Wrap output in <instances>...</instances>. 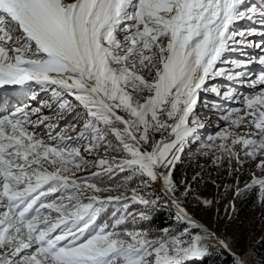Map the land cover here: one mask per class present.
<instances>
[{"label": "snow or ice", "instance_id": "snow-or-ice-1", "mask_svg": "<svg viewBox=\"0 0 264 264\" xmlns=\"http://www.w3.org/2000/svg\"><path fill=\"white\" fill-rule=\"evenodd\" d=\"M245 20L252 26L239 28ZM234 52L242 58H228ZM253 63L264 66V0H0V94L19 90L38 102L13 106L0 95V264H187L209 254L202 243L209 237L227 249L175 198L171 169L189 141L200 140L202 91L240 102L222 113L227 126L201 142L204 154L264 157V88L248 96L231 86L249 80ZM217 77L230 82L227 90L207 86ZM256 85L264 86V68L250 79ZM41 92L49 99L41 101ZM67 97L87 117L75 139L42 112L54 102L71 113ZM242 125L249 131L234 130ZM162 131L173 138L152 144L151 134ZM81 147L104 148L100 171L76 175L90 163ZM257 167L264 170V158ZM115 172L146 185L159 180L190 228L172 235L137 227L156 201L135 188L102 198L111 189L93 181ZM253 184L264 192V178ZM131 204L143 208L129 211Z\"/></svg>", "mask_w": 264, "mask_h": 264}, {"label": "rangeland", "instance_id": "rangeland-1", "mask_svg": "<svg viewBox=\"0 0 264 264\" xmlns=\"http://www.w3.org/2000/svg\"><path fill=\"white\" fill-rule=\"evenodd\" d=\"M250 25L251 22L247 21L246 26H241L239 28H246ZM228 58L235 59L236 57ZM254 64H258L259 66V63H253L250 65L249 69ZM255 69L259 70L255 73L258 75L261 70L257 68ZM253 75V73H249V80H246L244 83L238 82L231 86L242 95H255L261 88H264V86L256 85L255 88L250 87V79ZM207 86L209 88L211 86H217L221 89V92H223L230 86V82L223 77H217L213 80H209ZM49 96L50 93L41 92L39 99L41 101L48 100ZM67 99H69L74 105L71 113L68 111H60L54 102H52V109L43 107L42 112L51 121L58 122V130L63 131L67 129L66 134L75 139L76 134L83 127L87 117L84 109L78 105V102L75 101L74 97H67ZM213 103H220L222 105L221 109L217 110L213 108ZM31 106H38V102L36 104L32 103ZM239 106L240 102L238 100H224L222 97H217L211 91H202L200 102L198 103L196 110L198 119L204 125V127L200 128L197 133L200 140L189 141L184 152L180 154L179 160H183L190 164L192 166L190 167L191 169L198 170L197 174L201 175V177L196 180L194 178L193 180V182L195 181L194 184H198V190H195L194 192L190 190L187 194H185V190L189 189L190 184L192 183L188 184L187 181H179V185L176 186V194L180 195L181 200L178 201L197 223H201L203 226L205 225L210 232L215 233V235L219 236L221 240L228 245L227 249H223L219 244L210 246L209 254L206 256V264H235L237 259H239L242 264H260L254 255L253 248L259 241L264 240V192L263 196H259L260 194H258V196L262 198L256 200V202L260 203H258L255 208H244L243 211H241L240 208L242 206L241 199L249 192L248 190L258 188L257 191L262 193L260 186L253 184V179L264 178V170L257 167L259 159H262L263 157H257L256 160H253L245 157L241 152L240 161L242 162L237 161L235 158L229 159L226 156L217 161L214 157L219 155V153L212 152L205 155V150L201 147V142L206 141L209 135H214L217 131L227 126V122L222 119V113L224 110ZM33 119L35 120L36 118L33 117ZM168 122L172 123V121ZM73 124L75 125V131H73L71 127ZM234 130L244 133L249 131V128L242 125L240 128ZM37 131L38 135L44 136L48 129L41 125ZM109 138L112 140L113 144L117 143L114 137L110 136ZM172 138L171 133L168 131L152 133L151 143L154 144L162 139L171 140ZM236 150L240 151L239 145L236 146ZM81 155L89 160L90 163L81 171H78L76 173L77 176L87 177L93 172L100 171L95 165L98 158L104 156L103 147L97 152L91 153L85 152L84 148L81 147ZM108 155L122 158L124 153L110 151ZM119 174L121 176L120 182L102 186V188H109L111 190L102 191L98 193V195L102 198L109 195L115 196L119 194L130 196L131 190L135 188L140 195L156 201V203L150 206L147 210L148 216L150 217L158 211L164 210L167 215L166 222L169 223L167 227L157 231L148 227L144 229L151 231L153 234H158L167 228L171 230L172 235H177L184 229L190 228L187 221L178 219L177 209L170 200L172 197L165 194V190L159 180L148 182L146 185L144 182L146 178L133 177L134 181L130 184L129 182L131 180L125 181V178L130 175V173L119 172ZM203 200H209L211 203L205 205L202 202ZM140 210L142 209H139L136 212H139ZM193 231L199 232L200 229H195ZM242 234L244 236L243 238H245V248L242 253L237 254L233 251L234 240L238 236H242ZM220 249L224 250L226 253L229 252L235 254L238 257H235V255L232 256L228 253L231 257V262H226L219 256L218 251Z\"/></svg>", "mask_w": 264, "mask_h": 264}, {"label": "trees", "instance_id": "trees-1", "mask_svg": "<svg viewBox=\"0 0 264 264\" xmlns=\"http://www.w3.org/2000/svg\"><path fill=\"white\" fill-rule=\"evenodd\" d=\"M190 167H192L190 164L184 162L183 160H179L175 163L174 168H172L171 170V175L173 178L174 183L176 184V186H178L179 181H187L188 184H190V190L192 192H194L195 190H198V184H194L193 180L195 178L198 179L201 177V175L197 174L198 170L196 169H191ZM194 168V167H193ZM120 174L119 172L117 173H113L111 175H103L102 177H100L97 180H94L93 182H97L101 187L102 186H107L110 184H116L120 182ZM134 181V178L131 179V181L129 182L130 184ZM258 188H252L250 190H248L249 192L246 193V195L241 199V211L244 210V208H255V206H257L258 203L260 202H256L257 199L262 198L259 196H263V192H258L257 191ZM258 194H260L258 196ZM175 198L177 200H181V197L179 194L175 193ZM119 205H111L108 207L107 212L104 214V218H108L111 214V212L114 210V208L118 207ZM142 209V206L139 204H131L130 205V209L129 211H133L136 212L137 210ZM150 220H145V221H140L137 220V227H141V228H152L155 231L159 230V229H163L165 227H167L169 225L167 221V215L165 214V211H158L157 213L153 214L150 216ZM131 226V225H129ZM243 234L242 236H238L235 240H234V252L239 254L242 253L244 248H245V238H243ZM253 252L254 255L256 257V259L260 262V264H264V240L259 241L255 247L253 248ZM219 256L225 260L226 262H231V257L229 256L228 253H226L224 250L220 249L218 251ZM187 264H206V257L203 259H199V260H192L190 262H187Z\"/></svg>", "mask_w": 264, "mask_h": 264}, {"label": "bare ground", "instance_id": "bare-ground-1", "mask_svg": "<svg viewBox=\"0 0 264 264\" xmlns=\"http://www.w3.org/2000/svg\"><path fill=\"white\" fill-rule=\"evenodd\" d=\"M154 144H155V143H154ZM263 158H264V157H263ZM182 207H183V206H182ZM200 224H201V223H200ZM204 226H205V225H204ZM199 232H201V234H203V233H202V230H200ZM215 237H217V238H219V239L221 240V238H220L219 236L215 235ZM202 243L205 244V245H208V248H209L210 246L214 245V244H218L217 240L214 239V238H211V237L205 239L204 241H202ZM233 255H235V254H233ZM235 257H238V256L235 255Z\"/></svg>", "mask_w": 264, "mask_h": 264}, {"label": "water", "instance_id": "water-1", "mask_svg": "<svg viewBox=\"0 0 264 264\" xmlns=\"http://www.w3.org/2000/svg\"><path fill=\"white\" fill-rule=\"evenodd\" d=\"M171 200V199H170ZM228 252V251H227ZM229 253V252H228ZM229 254H231L232 256H233V254L232 253H229ZM234 258V257H233Z\"/></svg>", "mask_w": 264, "mask_h": 264}]
</instances>
